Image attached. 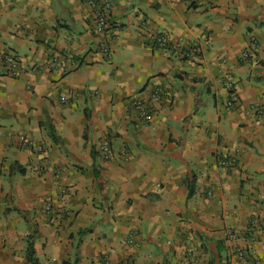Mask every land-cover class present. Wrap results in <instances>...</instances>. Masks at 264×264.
<instances>
[{
	"label": "crops",
	"instance_id": "obj_1",
	"mask_svg": "<svg viewBox=\"0 0 264 264\" xmlns=\"http://www.w3.org/2000/svg\"><path fill=\"white\" fill-rule=\"evenodd\" d=\"M92 1L0 0V264H264V0Z\"/></svg>",
	"mask_w": 264,
	"mask_h": 264
},
{
	"label": "built area",
	"instance_id": "obj_2",
	"mask_svg": "<svg viewBox=\"0 0 264 264\" xmlns=\"http://www.w3.org/2000/svg\"><path fill=\"white\" fill-rule=\"evenodd\" d=\"M185 1L191 4L192 3L195 4L200 2L201 0H185ZM91 3L95 9L94 20L91 23L92 30L97 35L103 36L106 34L107 30L110 28L112 23L113 5L109 0H95L92 1ZM101 42H102L101 47L103 48V52L106 55H110V47L107 41L103 40ZM149 42L151 44H158L161 46H165L170 42V39L167 35H158V36H152L149 39ZM252 52H253V48L251 46L242 53V58L243 59L248 58ZM183 55L188 59H195L196 56L198 55V49L195 46L185 48V50L183 51ZM3 64H5V67L7 68V72L13 75H16L18 73L21 66L20 60L15 55H6L3 58ZM224 84L227 88H229L232 91L233 94L231 97L228 98V100H226L225 108L227 111L236 110L237 109V105L235 101L236 86L233 81V78L229 75ZM145 93L141 92L138 93L136 96H134L131 99V107L141 121L149 123L153 119L155 104L159 103L163 97L164 88L163 86L157 84L150 88L147 95H145ZM252 109L256 110L255 107H252ZM20 139L25 145H29L30 143H33L32 141H29L24 135H21ZM39 150H42V146H39ZM101 150L105 158L109 157L110 147L108 144H103L101 146ZM236 162L237 159L234 156L224 157L219 160V163L224 166H230L235 164ZM47 210L48 211L53 210V206L51 203H47ZM229 236L232 237L233 235L231 234ZM106 264H110V263L107 262ZM235 264H251L248 253L244 249L238 248L236 250Z\"/></svg>",
	"mask_w": 264,
	"mask_h": 264
},
{
	"label": "trees",
	"instance_id": "obj_3",
	"mask_svg": "<svg viewBox=\"0 0 264 264\" xmlns=\"http://www.w3.org/2000/svg\"><path fill=\"white\" fill-rule=\"evenodd\" d=\"M28 256H29V262L31 264H36L35 247L33 242H29L28 244Z\"/></svg>",
	"mask_w": 264,
	"mask_h": 264
}]
</instances>
